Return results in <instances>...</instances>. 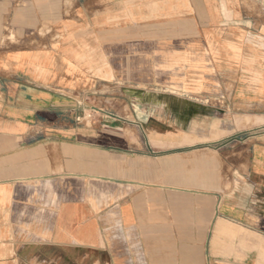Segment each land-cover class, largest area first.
<instances>
[{
	"label": "crops",
	"instance_id": "0c3cea01",
	"mask_svg": "<svg viewBox=\"0 0 264 264\" xmlns=\"http://www.w3.org/2000/svg\"><path fill=\"white\" fill-rule=\"evenodd\" d=\"M263 253L264 0H0V264Z\"/></svg>",
	"mask_w": 264,
	"mask_h": 264
},
{
	"label": "rangeland",
	"instance_id": "374dc122",
	"mask_svg": "<svg viewBox=\"0 0 264 264\" xmlns=\"http://www.w3.org/2000/svg\"><path fill=\"white\" fill-rule=\"evenodd\" d=\"M263 254L257 255L256 260H255L256 261L255 264H264V255Z\"/></svg>",
	"mask_w": 264,
	"mask_h": 264
}]
</instances>
